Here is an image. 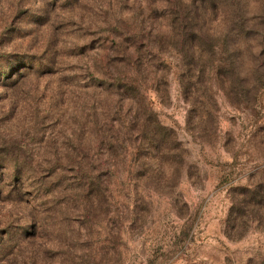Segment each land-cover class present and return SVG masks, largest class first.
Returning a JSON list of instances; mask_svg holds the SVG:
<instances>
[{"label":"rangeland","instance_id":"1","mask_svg":"<svg viewBox=\"0 0 264 264\" xmlns=\"http://www.w3.org/2000/svg\"><path fill=\"white\" fill-rule=\"evenodd\" d=\"M257 190L264 0H0V264H264Z\"/></svg>","mask_w":264,"mask_h":264},{"label":"trees","instance_id":"2","mask_svg":"<svg viewBox=\"0 0 264 264\" xmlns=\"http://www.w3.org/2000/svg\"><path fill=\"white\" fill-rule=\"evenodd\" d=\"M190 73H191V71H190ZM146 101H147V99L145 98L143 100V104H145L146 110L150 112L151 110H150L149 104H146ZM150 114H151L152 117L149 120V124H148L147 127H152L151 128V133H153V135H157V133H158L157 131L158 130L161 131V129L164 130V128L162 126H160V124L158 123V121L156 119H154V116L152 115V111L150 112ZM154 140H155V138L152 139V141H154ZM245 194L248 197L250 196V199L249 200L250 201H253L255 204H258V201H257L258 198L264 199V197H262L261 191H259V190H257V192H255V193H253V192H246ZM258 195H261V196H258Z\"/></svg>","mask_w":264,"mask_h":264}]
</instances>
